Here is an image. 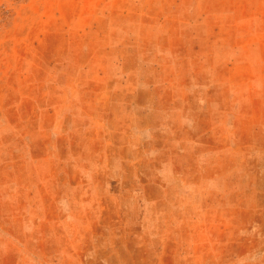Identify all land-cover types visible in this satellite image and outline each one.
Wrapping results in <instances>:
<instances>
[{
	"label": "rangeland",
	"instance_id": "rangeland-1",
	"mask_svg": "<svg viewBox=\"0 0 264 264\" xmlns=\"http://www.w3.org/2000/svg\"><path fill=\"white\" fill-rule=\"evenodd\" d=\"M0 264H264V0H0Z\"/></svg>",
	"mask_w": 264,
	"mask_h": 264
}]
</instances>
